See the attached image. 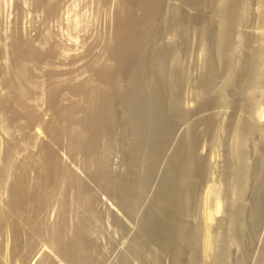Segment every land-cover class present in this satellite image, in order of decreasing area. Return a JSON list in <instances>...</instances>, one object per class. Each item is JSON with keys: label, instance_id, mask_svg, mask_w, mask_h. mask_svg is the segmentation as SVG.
I'll return each mask as SVG.
<instances>
[{"label": "bare ground", "instance_id": "1", "mask_svg": "<svg viewBox=\"0 0 264 264\" xmlns=\"http://www.w3.org/2000/svg\"><path fill=\"white\" fill-rule=\"evenodd\" d=\"M118 3L105 58L68 64L40 36L12 40L0 69V133H13L0 152V264H100L101 195L117 227L134 229L119 264H229L236 249L233 264H264V126L251 123L264 118V0ZM36 4L48 21L58 14Z\"/></svg>", "mask_w": 264, "mask_h": 264}, {"label": "rangeland", "instance_id": "2", "mask_svg": "<svg viewBox=\"0 0 264 264\" xmlns=\"http://www.w3.org/2000/svg\"><path fill=\"white\" fill-rule=\"evenodd\" d=\"M37 1H39V0H36V2H35V0H0V55L2 54L0 56V61L3 62L2 64L0 62V69H6L7 71L8 70L10 71L11 67L8 65L10 62V65L12 66V62H11L12 59H10L12 57V55H10L12 49H10V46L12 48V45H11L13 43L12 40L17 38V35H20L19 37H21L22 40H29L30 42L33 41L32 43L35 44L36 46H37V44L39 45V41L37 39H39L38 37L40 36V37L44 38L47 42L49 41V43H52L51 45L55 46V44H56L55 47L64 48L67 53L63 57V60L67 61L68 64L71 61L73 62V60H76V59L80 58L81 56L86 55L87 53L89 54L90 51L92 53H94L93 54L94 56L95 55L96 56L101 55V57L105 58L104 57L105 54L102 55L104 53V52H102V51H104L102 49L104 48L106 42L109 41V39L111 40L113 38L112 35H114V31H115V27H116V25H114V24H116L115 22L117 19L116 14H117V12H118L117 10L119 8L118 7L119 6V3H118L119 0H51V1L49 0V2L51 3V6L52 5L55 6L56 3L58 2L56 5L57 7L55 6L56 7L55 9L59 14V16H58V14L56 12L55 13V14H57L56 17H54V16H53V18L51 17L52 19L49 20L50 22L47 20L48 17H46L47 16L46 11H44L43 9H41V10L39 9L38 5L36 4ZM116 2H117V4H116ZM251 4H252L251 5L252 7H250L247 14L249 15V18L252 17V20H253V19H255L254 16H256L255 13H257V12H255L257 10L256 9L257 5H255L254 2H251ZM252 9H253V11H252ZM43 11L46 14H44ZM47 23H50V24H47ZM253 24H255V21H254V23L252 22V25ZM254 28L256 29V27H253V29ZM256 30H259V29H256ZM36 42H38V43H36ZM49 43H47L48 45H45L46 48L48 46H50ZM83 46L86 47L85 50H84ZM91 47H93V48L91 49ZM9 49L11 51H9ZM67 49H70V51ZM44 50H46V49L44 48ZM68 52H70V53H68ZM1 58H3L4 60ZM201 61H202V63L200 65L199 62H201ZM203 61L204 60H203L202 56L201 57L197 56L195 64L202 66L204 63ZM4 62H6L8 64L6 65ZM43 74L41 77V81L43 79V81L46 82L47 79L44 80V78H46V77H45V75L43 76ZM73 76H75V74ZM75 77H77L76 82H78V80L80 79V75L76 74ZM75 77H74V79L73 78H71V79L75 80ZM81 78L83 79V77H81ZM43 81L41 83L44 84ZM45 86L42 85V88H45ZM48 86L49 85L47 83V86H46L44 93H47V91L49 89ZM261 93L260 94L263 98L261 97L259 100L263 101L264 92H261ZM45 96L47 97L46 94H44V97ZM259 97L260 96H258V98ZM263 108H264V104H263ZM224 110L225 111L222 110L223 112H221L224 117L227 116L226 117L227 119L232 118V117L237 119V114H236L237 112L235 111L234 108L229 107L227 109L225 108ZM255 119L257 120V122ZM251 120H252L251 123H253V120H254V123H257V124L262 123L261 125H259V124L258 125L261 127L264 126V118H261V120L259 119L261 122H259L258 117L252 118ZM0 123H3V122H0ZM4 125H5V123H3V126ZM5 126H7V125H5ZM5 128H8V127H5ZM5 133H4V131L2 133H0V135L2 134V136H0V148H1L0 152H3V153H5L7 151V149L9 148L8 142L11 141L10 140L11 137L13 138V135H11V134H13L12 132L11 133L9 132L6 134ZM6 135H8V136H6ZM258 139H259L258 135H257V137L253 136L250 140V144H252L254 141H256ZM205 148H208V147L206 146ZM248 148H249L248 149L249 152H251L252 151L251 145H249ZM202 151L204 152V154L207 153L206 155H209V153H210L209 149H207V150L205 149V151L203 149ZM219 152L221 153L219 160L222 161L224 155L221 151V148H220ZM117 153H119V154H117ZM251 153H250V155H253V152H251ZM68 157H69V155L67 156L66 151L62 150V153L60 154V158L62 160V163L65 165H66V163H67V165L69 163L68 167L70 165H72L69 168L70 169L72 168V170L74 169L73 172L77 171L75 174H77V176L79 178H81L83 176L81 179L87 181L86 174H84L85 172L82 170L81 167H77V166H81V164H79L81 161V158L80 157L77 159L75 158L78 161L80 159V161L78 163L76 160H75V162L73 161L74 158L72 159V158H68ZM250 157H252V156H250ZM64 159H66V160H64ZM71 159H72V161H70ZM110 159H111V161H113V162L110 161L111 162V169L113 171L117 172L120 169L123 170V168H122L123 166L121 163L122 162V155H121L119 149H115V151L112 150L111 155H110ZM72 162H74V163H72ZM119 162L121 163V165ZM78 168L79 169L81 168V169L79 170ZM75 169H77V170H75ZM81 170H82V172H81ZM80 174H81V176H80ZM87 183H88V181H87ZM88 185H92V187H94V185L92 183L90 184V182L88 183ZM101 194H104V193H101ZM108 197H109L108 195L107 196L101 195L100 200L103 199L104 201L102 200L101 203H98L100 207L97 204V212L100 216L103 215L104 218L102 217V222H103V219H104V222L102 223V230H100V232H98V234L93 233V235L96 234L95 235L96 237L93 236V238L96 241L98 240L97 241L98 246H99L98 257H99V260L101 259L100 264H102V262H104L103 264H114V263L119 264L118 259H119V257H122V255H121V254H123L122 252L126 250L124 248L125 247L127 248L128 239L130 237V234L131 235L133 234L132 231L134 229H131V231H130V230H123V229L117 227L116 223L113 222L114 221L113 217L111 216V210L112 209L111 210L109 209L113 206V202H112V199L110 197L108 199ZM107 200H109V201H107ZM222 215H224V214L222 213ZM222 215H221V217H222ZM53 216L54 215H52V218H51L52 222L55 220L54 219L55 217H53ZM72 218H74V217H72ZM72 218H70V219H72ZM74 219L72 221L70 220V227L71 226L73 227L74 222H75ZM131 222H133V221H131ZM131 222H129V223H131ZM133 224H134V222H133ZM133 224H130V225H133ZM115 225H116V227H115ZM263 227H264V225H263ZM121 233L123 236L121 235ZM123 233L128 235L129 237L124 235ZM261 236L263 238L264 235L261 234L259 236L261 241H262ZM259 237L254 239V240H256V242H254V240H253V245H254V243H256L254 245L255 247L252 245L254 247V250H253V248H252V250L256 251V252H254L255 254H257V251H259L258 249L261 248L260 246L262 244ZM121 246H123V247H121ZM157 250L160 251L159 247L157 248ZM235 251H237V249L234 250L232 257H231L230 261L228 262L229 264H233L232 262H235L234 259H236L237 257H239L241 255V251L239 249L237 252L238 254ZM113 256H114V258H113ZM232 258H233V260H232ZM208 261H209V263H208ZM208 261L206 260V261H204L205 263L204 262L203 263L204 264H206V263L210 264V260H208ZM248 261L249 262L251 261L250 264H253L252 258H249ZM133 263H135V262H133ZM166 263H167V261H165V264Z\"/></svg>", "mask_w": 264, "mask_h": 264}]
</instances>
